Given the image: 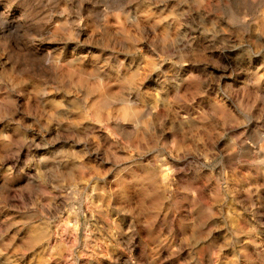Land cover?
<instances>
[{"label":"rangeland","instance_id":"374dc122","mask_svg":"<svg viewBox=\"0 0 264 264\" xmlns=\"http://www.w3.org/2000/svg\"><path fill=\"white\" fill-rule=\"evenodd\" d=\"M0 264H264V0H0Z\"/></svg>","mask_w":264,"mask_h":264}]
</instances>
